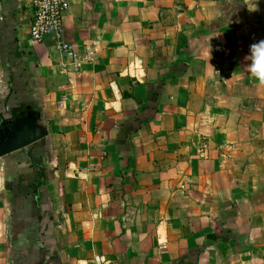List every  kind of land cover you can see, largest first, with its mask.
Listing matches in <instances>:
<instances>
[{
    "label": "crops",
    "instance_id": "1",
    "mask_svg": "<svg viewBox=\"0 0 264 264\" xmlns=\"http://www.w3.org/2000/svg\"><path fill=\"white\" fill-rule=\"evenodd\" d=\"M250 3L71 0L97 52L75 72L29 40L32 0H0V264H264Z\"/></svg>",
    "mask_w": 264,
    "mask_h": 264
},
{
    "label": "built area",
    "instance_id": "2",
    "mask_svg": "<svg viewBox=\"0 0 264 264\" xmlns=\"http://www.w3.org/2000/svg\"><path fill=\"white\" fill-rule=\"evenodd\" d=\"M71 0H32V12L28 20L29 40L41 42L47 36H53L57 49L66 59L65 67L75 72L83 65L97 59L95 49L79 51L66 37L64 16L70 8Z\"/></svg>",
    "mask_w": 264,
    "mask_h": 264
},
{
    "label": "clouds",
    "instance_id": "3",
    "mask_svg": "<svg viewBox=\"0 0 264 264\" xmlns=\"http://www.w3.org/2000/svg\"><path fill=\"white\" fill-rule=\"evenodd\" d=\"M244 4L250 12L258 10L257 3L251 4L250 0H244ZM245 60L251 61L245 68L261 85H264V40L253 43L250 46V54Z\"/></svg>",
    "mask_w": 264,
    "mask_h": 264
},
{
    "label": "water",
    "instance_id": "4",
    "mask_svg": "<svg viewBox=\"0 0 264 264\" xmlns=\"http://www.w3.org/2000/svg\"><path fill=\"white\" fill-rule=\"evenodd\" d=\"M40 138H42V135L34 134L30 131H27L20 141L8 146L2 151V154L25 148Z\"/></svg>",
    "mask_w": 264,
    "mask_h": 264
}]
</instances>
